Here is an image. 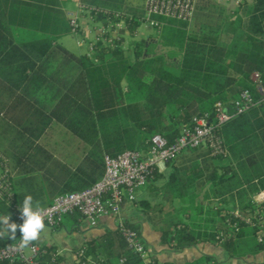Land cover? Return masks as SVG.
<instances>
[{"label":"trees","instance_id":"1","mask_svg":"<svg viewBox=\"0 0 264 264\" xmlns=\"http://www.w3.org/2000/svg\"><path fill=\"white\" fill-rule=\"evenodd\" d=\"M79 1L93 8L96 22L122 20L130 37L143 18L144 0ZM154 19L160 44L173 49L170 58L180 59L177 67L168 66L163 55L144 53V42L134 43L127 56L123 39L113 47L98 43L91 58L73 54L59 44L70 34L59 0H0V23L42 34L0 56V127L16 139L12 153L1 147L0 152L8 158L18 206L26 195L45 208L59 195L87 189L101 178L104 155L145 153L156 134L172 143L192 118L211 114L217 102L229 104L245 89L256 96L250 78L257 72L264 82V0H243L230 13L214 0H196L190 23ZM53 134H69L91 147L75 169L40 146L41 136ZM216 134L225 154L204 149L199 161L200 155H192L196 150H187L179 156L192 155L186 158L189 165L168 162L167 174L155 167L146 184L161 190L165 201L183 204L185 219H171L166 228L155 222L160 241L174 250L210 243L230 258L256 255L264 251L257 241L264 230V201H254L264 190V102ZM159 180L162 184L154 186ZM205 186V198L208 191L216 194L219 206L195 202L196 195H190ZM138 204L146 215L152 212L149 201ZM230 204L249 211L252 223L234 218ZM133 228L139 233L138 226ZM13 241L0 238V247ZM84 249L91 263L142 264L117 231L87 242ZM48 258L42 255L41 264ZM187 264L218 263L203 255Z\"/></svg>","mask_w":264,"mask_h":264},{"label":"built area","instance_id":"2","mask_svg":"<svg viewBox=\"0 0 264 264\" xmlns=\"http://www.w3.org/2000/svg\"><path fill=\"white\" fill-rule=\"evenodd\" d=\"M195 4L196 0H145V24L150 28H159L160 24L154 19L156 17L190 23ZM76 7V12H69L66 15L70 33L75 38L77 48L85 50L84 55L91 58L98 43L113 47L121 42L124 32L127 31V26L122 20L96 22L91 14L93 8L80 1ZM83 15H87L91 22L87 28L81 25ZM114 17L119 18V14L116 13ZM250 80L256 96L245 89L229 104L217 102L211 114L205 113L192 118L190 125L182 128L172 143L156 134L151 137L148 151L145 153L126 150L115 157L105 155L103 174L96 183L82 191L59 195L49 206L42 208L45 227L56 228L60 226L64 217L74 214H79L91 227H95L101 218L111 217L115 220L116 231L122 241L142 264H164L150 254L141 235L123 218L122 206L125 202L135 201V191L145 187L158 164L174 161L181 153L199 148L208 150L211 155L225 154L222 140L216 134V130L264 102V82L260 75L254 72ZM12 176L8 158L0 152V203L9 210L10 220L19 225L23 220L20 206L15 203ZM254 201H264V190L254 198ZM232 215L245 224L252 223V214L249 211L237 209L232 211ZM20 238L18 228L14 241L0 247V264H41L42 255L49 256L46 264H59V251L51 250L48 253L35 242L22 251L18 250L16 245ZM257 241L264 246V230L258 234ZM84 254V247L75 251L76 264H96L85 259ZM122 262L123 260L120 261Z\"/></svg>","mask_w":264,"mask_h":264},{"label":"crops","instance_id":"3","mask_svg":"<svg viewBox=\"0 0 264 264\" xmlns=\"http://www.w3.org/2000/svg\"><path fill=\"white\" fill-rule=\"evenodd\" d=\"M59 1L61 2L62 8L66 12V14L69 12L74 13L77 11L76 5L79 0ZM144 1L142 3L141 8L143 12V18L139 19V21H142L140 26L137 28L135 35L130 37L128 35V32L126 31L122 36V48L125 50H128V46L131 41L135 43L144 42L145 47H148L149 49L150 47L153 48L156 45L163 47L160 44L159 37L155 39L154 42H152L150 38H147L152 32L151 30L154 28L146 26V28L149 29L148 32H139L141 25H145ZM214 1L223 6L226 9L227 13H230L235 10L239 3L243 0ZM81 25L84 28H87L91 25V22L88 20L87 15H83L81 19ZM23 31L24 30L13 28L6 23H0V56L2 54L1 52L5 51L9 46L13 44H22L28 42V40H26V37L23 34ZM69 35L73 38L75 42L74 36L71 35V33ZM61 39L59 40L60 45H62L60 43ZM153 43H156V45H154ZM77 49L79 50V54L76 55H84V49ZM168 58L170 57L168 56ZM164 60L166 61V56H164ZM1 116L3 117V115ZM14 142H16V139L12 135V133H6L0 127V147L12 153L11 144ZM80 142L81 141L79 139L74 138L69 134H53L40 137V146L48 150L55 158L60 159V162L63 165L69 167L70 169H75L81 163L82 159L87 155L88 151L91 150L90 146L86 147L84 145H79ZM70 143H73V145H68ZM159 172L168 173V169L165 166L163 169H159ZM142 199H145L151 203L152 195L145 193L141 188L139 190V195L135 198L134 202H125L123 204L121 213L123 218L129 224H131L132 226L139 227V233L144 243L146 244L147 249L156 260L164 264H187L199 259L203 255L210 256L208 255L209 253H204L205 251L211 252L209 248H205V245H211L214 249H221L210 243H199L195 246L185 248L183 250H174L173 248L162 244L160 241V227L156 225L154 221H152L149 215H146L140 209L141 207L139 206L138 201ZM0 215H5V213L2 211V205H0ZM9 222L12 223L11 220ZM114 231H116L115 220L111 217H103L98 221L95 227H91L89 226L87 221L81 218L79 214H74L71 216L64 217L60 226L56 228L45 227L44 231L41 233V240L36 241L35 243L38 244L40 247L45 246L48 248H52V250L59 251V264H76L74 253L77 249L84 247L87 242L97 239L98 237L104 235L107 232ZM17 234L18 228L15 232V238ZM3 238L13 239L11 237V234ZM233 262L234 264H264V251L256 255H248L243 258L233 260Z\"/></svg>","mask_w":264,"mask_h":264},{"label":"rangeland","instance_id":"4","mask_svg":"<svg viewBox=\"0 0 264 264\" xmlns=\"http://www.w3.org/2000/svg\"><path fill=\"white\" fill-rule=\"evenodd\" d=\"M149 29L146 28V24H142L139 32L143 33V32H148ZM151 34L147 37L150 38L152 42H154L155 39L158 38V33H157V29H152L151 30ZM24 36L26 37V40L31 41V40H39L42 37V34L40 32H36V31H30V30H24L23 31ZM60 43L70 52L75 53V54H79V50L77 49V47L75 46V42L73 40V38L70 35H67L65 37H63L60 41ZM135 42L131 41L129 43L128 46V50H126V55L127 56H131V48L134 45ZM154 45H156V43H153ZM152 44V45H153ZM146 51L144 53L148 54V56H166V63L168 66L170 67H177L179 64V58H168V54L170 52V50L168 48H163L161 46H155L153 48L150 47V49L148 47H146L145 49ZM173 50V49H172ZM172 52V51H171ZM173 52H177L176 50H174ZM206 151L204 149H196L195 153L192 154L193 156H201V158L199 159V161L202 160V157H205ZM189 155L188 153H184L183 155L179 156L178 158L175 159V162L177 164L183 165L184 167H186L187 165H189L188 162H186V158H189L188 156H192ZM167 174V173H165ZM156 185L154 186H160L162 184V181L159 180L155 183ZM154 188V187H153ZM143 191L147 194L152 195V200H151V205H153V209L152 212L149 214V217L156 222L157 224H160V227H165L168 226L169 221L172 220H177V219H185V216L183 214L182 208H183V204L179 201V200H173L171 202L169 201H165L163 199V195H162V191L161 190H154L152 189V187L150 188L148 185L145 186L144 188H142ZM190 195L191 194H195L196 195V199L195 202H200L201 204H209L210 206H219L220 203L218 202L217 199H215V195L212 192L208 191V195L207 198H205L206 194H207V188L206 186L201 188L200 187H196L194 189H191L189 191ZM139 195V190L135 191V196L137 197ZM228 210H240L238 207H233L232 204L227 205L226 206ZM141 209V208H140ZM142 210V209H141ZM162 223V225H161ZM205 248H209L211 250V252H204V253H209L208 255L212 256L215 261L218 264H234L233 260H236V258H230L222 249H214L211 245H205ZM220 248V247H219ZM239 264V263H238Z\"/></svg>","mask_w":264,"mask_h":264},{"label":"clouds","instance_id":"5","mask_svg":"<svg viewBox=\"0 0 264 264\" xmlns=\"http://www.w3.org/2000/svg\"><path fill=\"white\" fill-rule=\"evenodd\" d=\"M23 222L19 225L10 223V214L0 215V238L11 237L15 239L17 228L21 233L18 245V250H24L33 242L41 240V233L45 229V217L39 201L33 200L31 195H26L19 207Z\"/></svg>","mask_w":264,"mask_h":264},{"label":"water","instance_id":"6","mask_svg":"<svg viewBox=\"0 0 264 264\" xmlns=\"http://www.w3.org/2000/svg\"><path fill=\"white\" fill-rule=\"evenodd\" d=\"M165 166H166L165 163H160V164H158V168H159L160 170L163 169Z\"/></svg>","mask_w":264,"mask_h":264}]
</instances>
